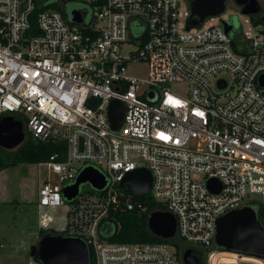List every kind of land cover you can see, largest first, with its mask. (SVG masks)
<instances>
[{"label": "built area", "instance_id": "obj_1", "mask_svg": "<svg viewBox=\"0 0 264 264\" xmlns=\"http://www.w3.org/2000/svg\"><path fill=\"white\" fill-rule=\"evenodd\" d=\"M258 3L250 15L264 14V0ZM34 8L35 0H0V114H18L26 138L65 142L63 159L36 163L46 170L38 205H67L66 236L85 242L89 264H181L167 242L106 237L116 227L109 212L135 205L119 181L146 167L149 193L163 206L155 210L171 212L175 236L203 249L212 264L217 251L226 252L214 248L217 218L264 203V22L241 14L236 39L217 16L187 29L184 0H104L80 24L44 8L39 32L27 34ZM138 61L145 78L126 72ZM182 83L183 93L173 89ZM111 99L125 105L118 129L107 117ZM87 165L104 174L103 188L65 200L62 188ZM231 253L237 264H253L243 257L264 264V257Z\"/></svg>", "mask_w": 264, "mask_h": 264}, {"label": "water", "instance_id": "obj_2", "mask_svg": "<svg viewBox=\"0 0 264 264\" xmlns=\"http://www.w3.org/2000/svg\"><path fill=\"white\" fill-rule=\"evenodd\" d=\"M241 14L250 15L260 11L258 0H231ZM189 16L186 28L198 26L208 17L222 14L228 0H187ZM86 8H74L66 18L75 24L86 19ZM223 29L231 36L235 29L233 20L225 21ZM259 84L264 87V74L259 76ZM219 87L223 84L218 83ZM125 105L119 99H111L107 108V117L112 129H118L123 120ZM26 139L25 125L18 114L0 115V147L16 149ZM106 182L105 176L96 167L87 165L76 175L74 182L63 187L61 192L65 200L78 195L80 186L88 184L92 189L100 190ZM151 185V173L146 167H138L126 172L119 181V187L132 195L148 194ZM207 185L215 188V181L209 179ZM147 228L154 236L170 241L175 237L176 220L171 212L153 210L147 218ZM116 227L114 226V230ZM214 247L221 251L238 252L243 255L264 257V227L257 216V209L244 205L230 210L217 218L213 238ZM33 259L41 264H89L88 249L85 242L77 237L61 234H44L36 244L29 248ZM183 264H202V253L188 247L181 255Z\"/></svg>", "mask_w": 264, "mask_h": 264}, {"label": "rangeland", "instance_id": "obj_3", "mask_svg": "<svg viewBox=\"0 0 264 264\" xmlns=\"http://www.w3.org/2000/svg\"><path fill=\"white\" fill-rule=\"evenodd\" d=\"M48 2L49 5L47 7L49 9H52L51 5L56 3L63 14L64 12L69 14L74 8L82 7L87 10L86 19L90 18L92 14L87 0H49ZM184 2L187 3V0H184ZM242 18L243 15H241L239 7L231 0H228L224 12L217 16L216 20L222 23V25L227 20H233L235 29L232 35L237 39L238 30L242 26L244 27ZM134 48L135 44H130L124 49L129 50ZM126 72L130 75L145 78L147 66L143 61L130 62L127 65ZM172 87L177 92L183 93L187 85L182 83L180 85H172ZM1 149L6 152L15 150ZM45 175V168L38 166L36 163H19L0 170V264H28L33 259L29 253V248L39 240L40 228L47 229L53 227L57 231L64 229L67 205L51 208L40 206L37 203L38 188ZM88 187V184H83L80 190L83 193L90 194L86 190ZM44 214L47 220L42 222L40 218ZM184 250L181 249L180 257ZM222 253H227L224 256L230 257L231 252L226 251ZM242 260L245 262L253 261V264H261L259 261H254V259L247 257H243ZM230 263L237 264V257L232 256ZM206 264H209L207 255Z\"/></svg>", "mask_w": 264, "mask_h": 264}, {"label": "trees", "instance_id": "obj_4", "mask_svg": "<svg viewBox=\"0 0 264 264\" xmlns=\"http://www.w3.org/2000/svg\"><path fill=\"white\" fill-rule=\"evenodd\" d=\"M48 1L49 0H35V8L30 15V27L27 30V34L39 32L36 16L38 12L42 11L44 8H48ZM103 1L104 0H93L89 3V5H99ZM51 6L52 9L60 11L58 4L54 3ZM61 14L63 13L61 12ZM250 18L256 22H264V14L250 15ZM233 44H235V41ZM65 152L66 146L63 139L49 137L44 140H39L32 138L31 135H28L25 141L12 152H6L0 148V170L5 167L15 166L19 163L29 164L45 161L53 154H57V159L61 160L65 157ZM86 190L89 193L96 192L90 188V186L86 188ZM81 193H83V191H81ZM131 197L133 201H135V205L131 209L124 207L117 211L109 212L106 219L114 222L116 229L114 230L112 227L107 230L106 237L108 241L117 243L167 242L173 246L175 254L179 258L181 249L184 250L190 247L186 241L179 236H175L172 240L166 241L151 234L147 228V218L149 213L155 209H163L162 204L156 202L150 193L144 195H131ZM255 208L257 209L258 219L264 227V203L258 202V205H256ZM44 234L66 235V230L63 229L61 231H57L53 227L47 229L40 228L39 238ZM224 254L226 253H216L210 258V261L212 264H217L218 260H225L230 263V259L224 256ZM181 264L183 263L181 262Z\"/></svg>", "mask_w": 264, "mask_h": 264}, {"label": "flooded vegetation", "instance_id": "obj_5", "mask_svg": "<svg viewBox=\"0 0 264 264\" xmlns=\"http://www.w3.org/2000/svg\"><path fill=\"white\" fill-rule=\"evenodd\" d=\"M67 14H68L67 12H64V16H65V15L67 16ZM66 16H65V17H66ZM214 248H215V247H214ZM215 249H217V248H215ZM198 250L201 251V253H202V259H201L202 262H201V263H202V264H206V253H205L204 250L201 249V248H199ZM217 250H219V249H217Z\"/></svg>", "mask_w": 264, "mask_h": 264}, {"label": "bare ground", "instance_id": "obj_6", "mask_svg": "<svg viewBox=\"0 0 264 264\" xmlns=\"http://www.w3.org/2000/svg\"><path fill=\"white\" fill-rule=\"evenodd\" d=\"M227 254V253H226ZM234 253H230V257H228L229 259L232 257V256H236L235 254L233 255Z\"/></svg>", "mask_w": 264, "mask_h": 264}, {"label": "snow or ice", "instance_id": "obj_7", "mask_svg": "<svg viewBox=\"0 0 264 264\" xmlns=\"http://www.w3.org/2000/svg\"><path fill=\"white\" fill-rule=\"evenodd\" d=\"M161 136H163V134H161Z\"/></svg>", "mask_w": 264, "mask_h": 264}]
</instances>
